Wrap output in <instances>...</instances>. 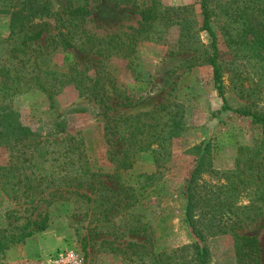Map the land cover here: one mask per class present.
Masks as SVG:
<instances>
[{"label":"rangeland","instance_id":"obj_1","mask_svg":"<svg viewBox=\"0 0 264 264\" xmlns=\"http://www.w3.org/2000/svg\"><path fill=\"white\" fill-rule=\"evenodd\" d=\"M2 1L0 264H50L61 251L77 255L76 264H196L185 189L194 148L205 145L218 172L234 169L239 148L257 152L260 178L236 203L254 201L256 217L236 232L256 237L264 264V198L255 197L264 195V130L234 110L220 111L199 0H158L156 18L147 22L141 12L149 0H37L47 10L36 22L48 28L24 53L15 50L12 11ZM208 1L229 105L264 114L254 62L234 58L225 42L223 25L240 0ZM76 7L83 8V34L74 43L92 50L56 44ZM28 18L20 14L17 27H29ZM17 82L24 86L8 88ZM152 135L164 137L160 147ZM127 149L135 155L131 168L116 169ZM202 179L213 188L223 183L206 172ZM41 221L44 230L33 224ZM200 244L208 250L205 264H252L238 259L230 234Z\"/></svg>","mask_w":264,"mask_h":264},{"label":"trees","instance_id":"obj_2","mask_svg":"<svg viewBox=\"0 0 264 264\" xmlns=\"http://www.w3.org/2000/svg\"><path fill=\"white\" fill-rule=\"evenodd\" d=\"M149 1L151 4L147 5L146 9L141 12L144 22L156 18L151 14L153 13V8L157 6L158 0ZM19 2V0H3L2 5L6 7L5 9L9 8V10L12 11L10 14L11 32L15 34L18 41L15 50L24 53L25 48H27V43L38 40L47 30L48 26L46 23L42 21L36 22L37 15L43 14L47 8L46 5L39 3L37 0H23L22 2L24 3ZM20 4L22 8L16 9ZM199 6L202 15L201 29L205 31L210 38L209 53L206 56V61L212 68L213 84L223 102L220 111L225 112L234 110L233 112L238 116L249 118L253 124L264 130V114L246 107L233 109L232 106L229 105L224 92L223 68L220 62L217 36L213 28V13L209 7L208 0H199ZM81 11H83L82 7L71 9L69 14L67 13V18L61 23L62 29L58 33L59 43L57 41L56 44H60L63 51L70 48L83 52L92 50L90 47H87L89 50L80 47L82 45L84 46V43H81V45H76L74 43L77 36L83 34V30L79 29L80 20H78V17L81 15L77 16ZM20 14H26L29 17L28 21L31 22L29 27L25 29L24 27H17L19 23H21L20 20H18ZM223 28L225 30L227 49H229L230 53L233 54L236 59L254 62L257 81L259 83H264V0H240L233 9V12L229 15L228 21L224 23ZM85 41H90L89 36L85 38ZM131 42L135 43V41ZM126 46L125 44L124 47ZM70 60L71 55L65 54L64 62H69ZM240 72L241 71L238 69L235 70V73H237V75H235L236 78L240 79ZM6 74H8V71H6ZM21 86H24V84L17 82L8 88L16 90L22 88ZM15 93L16 91L14 94ZM8 95L10 96L12 93ZM1 108L4 109V107H0V109ZM163 109L164 106H160V108L155 109V111H161ZM8 127H11V125H8ZM12 129L14 128L12 127ZM20 133L31 134L27 129H20ZM151 137L154 138L153 140L157 142L160 147L159 138L161 140L164 137L160 135H152ZM151 143L150 141L147 146L144 145L138 149L146 150ZM206 149L208 151L207 145L203 148L200 146L194 148L197 160L185 189L186 205L184 221L187 227L191 229L196 239V241L189 246L193 251L192 256L196 264H205L208 257V250L200 243L204 242L207 237L215 236L216 234H230L234 238V248L239 260L247 258L252 264H261L260 247L256 237L238 235L236 232L237 227L247 222H252L256 217V213L252 214V210L255 209V206L253 207L254 201L244 207L237 206L236 203L240 198V192H245L247 190L252 191L253 188L251 184L255 183L257 178H260V172L262 171L259 170L258 163L255 164L257 152L249 147L239 148L240 154L235 159L234 169L218 172L209 167L210 161L207 162ZM124 151L123 159H119L116 169L126 170L130 169L132 166V161L134 160L133 156H135L134 153L128 149ZM205 172L217 177V182L223 179V183L216 188L207 185L202 181V176ZM222 194L224 195L222 196ZM255 197L263 200L264 195L257 194ZM216 218L218 223H215ZM33 224L38 230H44L46 228V223L44 221ZM29 234L30 232L27 233V235ZM11 240H14V237H12ZM1 248L6 249L5 243H0V249Z\"/></svg>","mask_w":264,"mask_h":264},{"label":"built area","instance_id":"obj_3","mask_svg":"<svg viewBox=\"0 0 264 264\" xmlns=\"http://www.w3.org/2000/svg\"><path fill=\"white\" fill-rule=\"evenodd\" d=\"M79 258L72 252L61 251L56 254L52 260H50V264H76Z\"/></svg>","mask_w":264,"mask_h":264}]
</instances>
